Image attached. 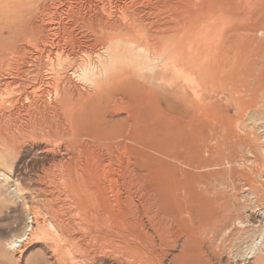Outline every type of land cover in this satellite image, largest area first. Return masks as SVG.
I'll use <instances>...</instances> for the list:
<instances>
[{
    "label": "rangeland",
    "instance_id": "obj_1",
    "mask_svg": "<svg viewBox=\"0 0 264 264\" xmlns=\"http://www.w3.org/2000/svg\"><path fill=\"white\" fill-rule=\"evenodd\" d=\"M16 8L23 17L11 13ZM16 23L37 24L45 37L51 33L60 40L71 59L54 65V77L82 89L97 84L74 74L73 65L82 63L80 68L93 74V80L106 79L102 67L112 61L108 33L122 31L119 62L136 73L117 93L131 97V106L110 114L115 119L128 114L135 127L117 131L106 149L89 137L77 142L74 137L49 140L28 134L16 146L0 139V264H143L130 247L142 248L144 234L157 244L153 264H264V0H0V32L7 37ZM195 26L204 30L202 36L191 34ZM135 31L144 33L142 38ZM166 32L181 39L180 54L153 57L149 47L158 45ZM35 43L17 41L18 48L28 50L13 46L8 60L0 61V68L10 64L11 69L20 67L31 74L0 97L7 111L28 108L31 118L38 119L56 97L27 99L26 87L44 86L36 70L39 66L44 71L46 59L43 64L27 63L32 53L33 59L37 56L32 52ZM182 52L204 56V80L183 64ZM2 112L0 108V119ZM43 146L49 147L47 153ZM92 147L99 154L95 164L87 160ZM54 155L63 158L53 159ZM135 160L144 173L149 171L139 185L131 172ZM177 168L186 171L181 180L186 202L178 197ZM83 187L99 188L100 198L108 201L116 200L117 191L123 201L127 190L134 191L140 219L133 229L137 236L125 240L120 235V221L111 218L117 206L103 207L91 218L82 209ZM35 212L45 220L41 228L33 223ZM102 217L107 222H101ZM165 234L168 240L160 247ZM23 237L26 246L18 248L21 243L16 241Z\"/></svg>",
    "mask_w": 264,
    "mask_h": 264
},
{
    "label": "bare ground",
    "instance_id": "obj_2",
    "mask_svg": "<svg viewBox=\"0 0 264 264\" xmlns=\"http://www.w3.org/2000/svg\"><path fill=\"white\" fill-rule=\"evenodd\" d=\"M22 0H17V3H21ZM250 1V0H249ZM245 2V1H244ZM66 7V6H65ZM69 7V6H68ZM44 11V10H43ZM202 11V10H201ZM211 11V8H210ZM214 11V10H213ZM228 12V11H227ZM11 13L13 15L23 17L24 15L22 13H18L17 8L15 10H11ZM204 13V11H203ZM43 14V13H42ZM212 14V12H211ZM203 16V15H202ZM40 17V16H39ZM67 17V16H66ZM69 17V16H68ZM209 17V16H208ZM213 17V16H212ZM41 18V17H40ZM54 18V17H53ZM204 18V17H203ZM215 18V17H214ZM213 18V19H214ZM218 18V17H216ZM215 18V19H216ZM5 19V18H4ZM60 19V18H59ZM207 19V18H206ZM209 19V18H208ZM46 20V19H45ZM192 20V19H191ZM140 21V20H139ZM193 21V20H192ZM203 21V20H202ZM46 22V21H45ZM215 22V21H213ZM218 22V21H217ZM121 23V22H120ZM138 23V22H137ZM205 23V22H204ZM47 24V23H46ZM6 25V24H5ZM48 25V24H47ZM52 25V24H51ZM51 25H48L49 31H53V28ZM56 23L54 22V28L56 27ZM169 26V25H168ZM175 26V25H174ZM183 26V25H182ZM201 26V25H200ZM203 26V25H202ZM220 26V23H219ZM14 29V32L12 34L4 35L3 31L0 32V61L2 63L7 59L8 55L11 53L10 49L15 46L17 50H20L22 52L28 50L27 47L24 48H18L17 41L23 40L24 42L26 40L35 41L36 45L33 47V51L37 53L36 60L33 59V53L31 54L29 61L27 63L32 64L33 61L42 62V60H45L46 63L43 64V67L45 68L44 71L41 69L36 70V78L38 80V77L42 80L41 83H43V88L39 85H35L31 87L30 89H27L26 95L28 96L27 99H36L37 97H56V102L53 103V106H51V109L42 114V116L38 119L31 118L30 114L28 112V108H24L23 112L21 109H18L17 111H7L6 108H3V105L5 103L4 98L0 97V108L3 110L2 116L0 119V139L5 143H8V145L16 146L19 144L21 138L23 136H26L29 134V136L32 137V135H40L45 138H64V137H74L76 138L77 142H82L84 138L89 137L93 139L96 142V145L103 146L104 148L107 146H110L111 143L114 141L116 137V132L120 131L121 133L126 132L129 130V128L132 126L135 127V121L129 115L127 114V117L125 118H119L115 119L112 114L113 111L122 112L127 107L131 106L130 101L131 97H123L121 95H118L120 90L125 87L126 83H128V79L132 78L134 74L136 73V70H129L127 67H123L121 65V56L119 55V46L121 43L124 42V34L122 31L118 30H112L108 33V39L110 43L106 46L108 49L109 57L112 59L111 64L109 66H103L102 69H104L105 78L104 80L96 81L91 78L90 72H88L86 69L82 70L81 65L82 63H75L72 67V71L74 74H78V76L82 79L88 80L91 84H97L96 88H86L82 89L81 86L73 85L71 84H63L61 80L54 77V65L63 64V61H68L71 59V57L67 54H65L64 47L61 46V43L59 41H55V39L50 37V34L48 37H45V31L44 28L41 26H38L37 24L31 23V24H24V23H16L14 26H12ZM170 27V26H169ZM225 27V26H224ZM4 28V27H3ZM163 28V27H162ZM175 28V27H174ZM210 28V27H209ZM2 29V28H1ZM12 29V28H11ZM10 29V30H11ZM158 29V28H157ZM196 26L190 28L191 34H199L202 36L203 31H199L196 29ZM212 29V28H211ZM60 30V29H59ZM164 30V29H162ZM161 30V31H162ZM175 30V29H174ZM48 31V29H47ZM158 31V30H157ZM223 31V30H222ZM234 31V30H233ZM136 32V31H135ZM139 32V31H138ZM136 32V33H138ZM171 32V31H170ZM206 32V30H205ZM232 32V31H231ZM236 32V30H235ZM146 33V32H145ZM222 33V32H221ZM141 37L143 34L138 33ZM237 34V33H236ZM246 34V33H245ZM250 34V33H249ZM62 35V34H61ZM81 35V34H80ZM145 36V35H144ZM182 36V34H181ZM193 36V35H192ZM179 37V36H178ZM189 37V36H188ZM187 37V38H188ZM204 37V36H203ZM236 37V36H235ZM238 37V36H237ZM61 38V37H60ZM75 38V37H74ZM142 38V37H141ZM192 38V37H190ZM214 38V37H213ZM65 39V38H64ZM200 39V38H196ZM220 39V38H219ZM235 39V38H233ZM240 39V38H239ZM249 39V38H247ZM103 40V39H102ZM194 40V42H196ZM145 41V40H144ZM218 41V39H217ZM156 42V40H155ZM181 39H176L172 36V34L166 32L164 35L159 37V42L157 44H152L149 48L153 50V57H160V55H167L168 58L174 57L177 54H180L181 52ZM191 42V40H190ZM189 42V44H191ZM201 42V41H200ZM234 42V41H233ZM238 42V41H236ZM28 43V42H27ZM26 43V44H27ZM63 43V42H62ZM193 43V42H192ZM210 43V41H209ZM82 44V43H81ZM187 44V43H185ZM202 44V43H200ZM234 44V43H233ZM22 45V44H21ZM31 45V44H30ZM80 45V44H78ZM192 45V44H191ZM20 46V45H19ZM81 46V45H80ZM215 46V45H214ZM66 47V46H65ZM87 47V45H86ZM89 47V46H88ZM185 47V46H184ZM196 47V46H195ZM235 47V46H234ZM233 47V48H234ZM238 47V45H237ZM104 48V47H103ZM204 48V47H203ZM249 48V47H248ZM98 49V48H97ZM96 49V50H97ZM188 49V48H187ZM210 49V48H208ZM207 49V51H208ZM13 50V49H12ZM11 50V51H12ZM100 50V49H98ZM102 50V49H101ZM185 50V49H184ZM204 50V49H203ZM68 51V50H67ZM66 51V52H67ZM77 51V50H76ZM85 51V50H84ZM89 51V49H88ZM183 51V50H182ZM211 51V50H210ZM74 52V51H73ZM204 52V51H203ZM213 52V51H212ZM29 53V52H28ZM31 53V52H30ZM183 55L179 56L180 59L183 61L184 65H190L192 67L193 73L195 76H197L201 81L204 80L203 78V70H204V56H200L197 54H189L188 52H182ZM202 53V51H201ZM205 53V52H204ZM203 53V54H204ZM72 54V53H71ZM83 53H81L82 55ZM97 54V53H96ZM208 54V53H207ZM36 55V54H35ZM90 55V54H89ZM100 55V54H99ZM27 56V55H26ZM94 56V55H93ZM104 56V55H103ZM108 56V55H107ZM211 56V55H210ZM18 57V56H17ZM215 57V56H214ZM105 58V57H103ZM63 59V61L61 60ZM73 59V58H72ZM209 59V58H208ZM232 59V58H231ZM230 59V60H231ZM238 59V58H237ZM248 59V58H247ZM250 59V58H249ZM8 60V59H7ZM85 60V59H84ZM133 60V59H132ZM214 60V59H213ZM240 60V58H239ZM83 61V59H82ZM121 61V63L119 62ZM229 61V60H228ZM99 62V61H98ZM109 62V61H108ZM176 62V60H175ZM214 62V61H213ZM216 62V61H215ZM214 62V66L216 65ZM18 63V62H17ZM37 63V62H36ZM35 63V64H36ZM92 63V62H91ZM110 63V62H109ZM147 63V62H146ZM174 63V62H173ZM208 63V61H207ZM212 63V62H211ZM148 64V63H147ZM225 64V63H224ZM227 64V63H226ZM86 65V64H85ZM137 65V64H136ZM207 65V64H206ZM244 65V64H243ZM2 66L0 68V96L5 92L6 90L13 87V85L16 84V82L21 81L22 79H25V76L31 75L30 73H27V71L21 69L20 67H16V69H11L10 64ZM138 66V65H137ZM153 66V65H152ZM160 66V65H159ZM208 66V65H207ZM24 67V66H23ZM81 67V68H80ZM140 67V66H139ZM150 67V66H149ZM148 67V68H149ZM154 67V66H153ZM28 68V67H27ZM34 68V67H33ZM88 68V67H87ZM157 68V67H156ZM163 68V67H162ZM174 68V67H173ZM210 68V67H209ZM215 68V67H214ZM233 68V67H232ZM26 69V68H25ZM43 69V68H42ZM61 69V68H60ZM183 69V67H182ZM185 69V68H184ZM216 69V68H215ZM67 70V69H66ZM157 70V69H156ZM155 70V72H156ZM175 70V68H174ZM173 70V71H174ZM180 70V69H179ZM223 70V69H222ZM248 70V69H247ZM32 71V70H31ZM91 71V70H90ZM178 71V70H177ZM211 71V70H210ZM220 71V70H219ZM224 71V70H223ZM229 71V70H227ZM35 72V71H34ZM44 72V73H43ZM176 72V71H175ZM183 72V71H181ZM186 72V70H185ZM191 72V71H190ZM239 72V71H238ZM102 73V71H101ZM171 73H173L171 71ZM170 73V74H171ZM215 73V72H214ZM58 74V73H57ZM182 74V73H181ZM206 74V73H205ZM211 74V73H210ZM220 75V72H218ZM72 75V73H71ZM146 75V74H145ZM176 75V74H175ZM213 75V74H212ZM193 76V75H192ZM194 76V77H195ZM206 76V75H205ZM222 76V75H220ZM242 76V75H240ZM67 77V76H65ZM187 77H191L190 73L187 74ZM209 77V76H208ZM248 77V76H247ZM35 78V79H36ZM164 78V76H163ZM207 78V77H206ZM31 79V78H30ZM79 79V78H78ZM152 80H156V78L151 77ZM162 79V78H161ZM185 79V76H184ZM195 80L196 78H190V80ZM217 79V78H216ZM26 80V79H25ZM146 80V79H145ZM187 80V79H186ZM189 80V79H188ZM189 80V81H190ZM206 80V79H205ZM209 80V79H208ZM215 80V78H214ZM64 81V80H62ZM83 81V80H82ZM141 81V80H140ZM148 81V80H147ZM185 81V80H184ZM197 81V80H195ZM194 81V83H195ZM69 83V81L67 80ZM174 82V81H173ZM187 82V81H186ZM193 82V81H192ZM211 82V81H209ZM131 83V82H130ZM189 83V82H188ZM198 83V82H197ZM200 83V81H199ZM214 83V82H213ZM234 83V82H233ZM135 84V83H134ZM133 84V85H134ZM143 84V83H142ZM154 84V82H153ZM181 84V83H180ZM32 85V83H31ZM90 85V84H89ZM218 86V83L216 84ZM19 86V85H18ZM92 86V85H91ZM137 86V85H136ZM199 86V85H198ZM210 86V85H209ZM15 87V86H14ZM202 87V86H201ZM207 87V86H205ZM131 88V87H130ZM182 88V87H181ZM187 88V86H186ZM194 88V87H193ZM219 88V87H218ZM133 89V88H132ZM197 89V88H196ZM214 89V87H213ZM143 90V89H142ZM193 90V89H192ZM23 91V89L21 90ZM131 91V90H130ZM141 91V90H140ZM189 90H187L188 92ZM191 91V90H190ZM203 91V89H202ZM205 91V90H204ZM210 91V89H209ZM216 91V90H215ZM62 93L59 97L58 94ZM195 92V91H193ZM200 92V91H199ZM207 92V89H206ZM118 93V94H117ZM204 93V92H203ZM198 94V93H197ZM200 94V93H199ZM130 95V94H129ZM174 95V93H173ZM196 95V94H194ZM201 95V94H200ZM58 97V98H57ZM176 97V96H175ZM179 97V96H178ZM177 97V98H178ZM189 97V96H188ZM192 97V96H190ZM202 97V96H201ZM182 98V97H181ZM208 98V97H207ZM210 98V97H209ZM51 99V98H50ZM197 99V98H196ZM202 99V98H201ZM212 99V98H211ZM38 100V99H37ZM133 100V99H132ZM187 100V99H186ZM185 100V101H186ZM203 100V99H202ZM206 100V99H205ZM173 101V100H172ZM184 101V100H183ZM11 102H15L11 100ZM28 102V101H27ZM49 102V101H48ZM140 102V101H139ZM177 102V101H176ZM145 103V102H144ZM182 103V102H181ZM197 103V102H196ZM201 103V101H200ZM204 103V102H202ZM39 104V103H38ZM42 104V103H41ZM17 105V104H16ZM21 105V104H20ZM36 105V104H35ZM134 105V104H133ZM142 105V104H141ZM170 105V104H169ZM198 105V104H197ZM31 106V105H30ZM163 106V105H162ZM137 107V106H136ZM188 107V106H187ZM195 107V106H194ZM132 108V107H131ZM158 108V107H157ZM16 109V108H15ZM133 109V108H132ZM194 109V108H193ZM192 109V110H193ZM129 110V109H128ZM200 110V107L199 109ZM195 109V111H197ZM191 111V110H190ZM205 111V110H204ZM208 111V110H207ZM8 112V113H7ZM111 112V114H110ZM138 112V111H137ZM199 112V111H198ZM202 112V111H201ZM200 112V113H201ZM133 113V112H132ZM194 113V111H193ZM135 114V112H134ZM192 114V113H191ZM195 114H197L195 112ZM208 114V113H207ZM137 115V114H136ZM199 115V114H198ZM140 116V115H139ZM191 116V115H190ZM204 116V115H203ZM201 117V116H200ZM210 117V116H209ZM208 117V118H209ZM228 117V116H227ZM174 118V117H173ZM229 119V118H228ZM216 120V119H215ZM220 121V120H219ZM192 122V121H191ZM198 122V120H197ZM207 122V121H206ZM137 123V122H136ZM179 123V122H178ZM209 123V121H208ZM211 123V122H210ZM138 124V123H137ZM215 127V126H214ZM212 128V127H211ZM190 129V128H189ZM213 129V128H212ZM191 131V129H190ZM191 135V134H190ZM123 136V135H122ZM128 136V135H127ZM214 136V135H213ZM212 136V137H213ZM119 138V137H117ZM127 139V138H125ZM53 140V139H52ZM68 140V139H67ZM128 140V139H127ZM63 142V141H62ZM204 142V141H203ZM44 143V142H43ZM138 137L136 136V149H138L139 145ZM192 143V142H191ZM190 143V144H191ZM63 144V143H62ZM83 145V143H81ZM91 144V143H90ZM188 144V143H187ZM48 145V144H47ZM67 145V144H66ZM45 146V145H44ZM43 151L47 153L49 151V147H44ZM49 146V145H48ZM42 148V147H41ZM53 148V147H52ZM67 148V147H66ZM93 148V147H92ZM110 148V147H109ZM121 148V147H120ZM184 148V147H183ZM83 149V148H82ZM94 149V150H93ZM91 149L87 153V160L97 163V155L98 152H95V148ZM102 149V148H101ZM106 149V148H105ZM119 149V148H118ZM123 149V148H122ZM191 149V147H190ZM133 150V149H132ZM135 150V149H134ZM175 150V149H174ZM194 150V149H193ZM42 151V152H43ZM69 151V150H68ZM98 151V150H97ZM122 151V150H121ZM129 151V150H127ZM192 151V150H191ZM55 152V151H54ZM74 152V151H73ZM72 152V153H73ZM102 152V151H101ZM136 152V151H135ZM157 152V151H155ZM109 153V152H108ZM123 153V151H122ZM130 153V152H129ZM142 153V152H141ZM206 153V152H205ZM104 154V153H102ZM106 154V152H105ZM59 155V154H58ZM73 155V154H72ZM71 155V156H72ZM99 155V154H98ZM191 155V154H190ZM159 156V155H158ZM53 159L55 158H63V156H52ZM109 157V156H108ZM101 158V157H100ZM106 158V157H105ZM189 158V157H188ZM121 159V158H120ZM134 159V158H133ZM187 159V158H186ZM190 159V158H189ZM198 159V158H197ZM64 161V160H63ZM99 161V160H98ZM184 161V160H183ZM55 162V161H54ZM116 162V161H115ZM128 162V161H127ZM194 163V162H193ZM66 164V163H64ZM188 164V163H187ZM204 164V163H203ZM120 165V163H119ZM191 165V164H190ZM81 166V165H80ZM117 166V165H116ZM187 166V165H186ZM208 166V165H207ZM124 167V166H123ZM178 167V166H176ZM188 167V166H187ZM194 168V167H193ZM170 169V168H169ZM204 169V168H203ZM119 171V170H118ZM114 172V171H113ZM132 174H133V182L134 184H140V181L144 178L149 177V171L143 172V169H141L139 163L137 160L134 161L133 167H132ZM63 173V172H62ZM120 173V171H119ZM83 174V172H82ZM127 174V173H126ZM49 175V174H48ZM73 175V174H72ZM158 175V174H157ZM156 175V176H157ZM175 175L178 179L179 188V198L180 201L186 202L185 197L182 196V193L184 191V184H181L182 178L185 177L186 171L184 168H177L175 169ZM204 175V174H203ZM131 176V175H130ZM105 177V176H104ZM46 179V178H45ZM81 179V177H80ZM129 179V178H128ZM202 179V178H201ZM105 180V179H104ZM118 180V179H117ZM107 181H109L107 179ZM121 181V180H120ZM119 181V182H120ZM149 181V180H148ZM184 182V181H183ZM38 183V182H37ZM110 183V182H109ZM202 183V182H200ZM41 184V183H39ZM64 184V183H63ZM105 184V183H104ZM131 184V182H130ZM138 184V185H139ZM99 185V184H98ZM97 185V186H98ZM123 185V184H121ZM200 185V184H199ZM71 186V185H70ZM118 186V185H117ZM162 186V185H161ZM203 186V185H202ZM44 187V186H43ZM95 187V186H94ZM142 187V186H141ZM160 187V186H159ZM164 187V186H163ZM173 188V187H172ZM119 189V188H117ZM127 189V188H126ZM123 190V189H122ZM137 190V189H136ZM167 190V189H165ZM249 190V188H248ZM85 193V200L84 204L82 205V209L90 215L91 218L98 215V211L106 206H109L110 208L117 206L119 207V210L111 217L113 220L120 221L121 228H119L120 235L124 237L125 240H128L131 236L136 237V233L134 232L136 227L139 225L140 219H138V204L134 200V191L127 190L126 197L123 201V199H120L118 197V191L116 192V200L115 201H107L103 198H100V192H102L99 188H88L83 187L82 188V194ZM120 192V191H119ZM137 192V191H136ZM192 192V191H191ZM200 193V192H199ZM115 194V192H114ZM156 194V193H155ZM46 195V194H45ZM78 195V194H77ZM143 195V194H142ZM153 195V194H152ZM159 195V194H158ZM178 195V194H177ZM184 195V194H183ZM137 196V195H136ZM168 196V195H166ZM45 197V196H44ZM58 197V196H57ZM144 198V197H143ZM140 199V198H139ZM145 200V199H144ZM179 201V200H178ZM62 203V202H61ZM144 203V202H143ZM179 204V203H178ZM179 206V205H178ZM54 207V206H53ZM116 207V208H117ZM183 207V206H182ZM57 208V207H56ZM81 208V207H79ZM141 209V208H140ZM142 211V210H141ZM182 212V210H180ZM200 211V209H199ZM36 213V212H35ZM153 213V212H152ZM39 214L36 213L33 216V223H35L36 227L37 225L41 228L45 224V220L39 218ZM162 215V214H161ZM186 215V214H185ZM201 215V214H200ZM264 215V214H263ZM65 216V215H64ZM56 217V216H55ZM183 217V216H182ZM175 218V217H174ZM177 218V217H176ZM175 218V219H176ZM106 217H102L100 219L101 222H107ZM161 220V219H160ZM182 220V219H181ZM144 221V220H143ZM177 221V219H176ZM148 223V222H147ZM164 223V222H163ZM170 223V222H169ZM29 224V223H28ZM175 224V221H174ZM95 225V224H94ZM161 225V224H160ZM166 225V224H165ZM242 225H245L242 223ZM97 226V225H96ZM159 226V225H158ZM33 227V226H32ZM35 227V228H36ZM107 227V226H106ZM39 228V229H40ZM100 228V227H99ZM43 229V228H42ZM264 229V228H263ZM191 230V229H190ZM34 231V230H33ZM149 232V231H148ZM115 233V232H113ZM264 233V231H263ZM108 234V233H107ZM111 234V233H110ZM39 235V234H38ZM157 235V234H156ZM190 235V234H189ZM199 235V234H198ZM262 235V233H261ZM144 239V246L142 248H138L136 246L130 247V251L133 257H135L137 260L142 262L143 264H153L154 258L158 254L157 250V244L152 242V238L149 239L150 236L147 234L143 235ZM162 236V239L160 240L159 246L166 245V242L168 240V236L165 234ZM106 237V236H105ZM139 237V236H138ZM190 237V236H189ZM121 239V238H120ZM115 240V239H114ZM124 240V241H125ZM119 241V240H118ZM123 241V240H122ZM263 241V240H262ZM17 243H21L20 246L17 247H25V238L23 237L21 240H17ZM164 242V244L162 243ZM118 243V242H117ZM140 243V242H139ZM15 245L16 243L13 242ZM190 248V247H189ZM22 249V248H21ZM192 249V248H191ZM187 254V253H186ZM116 256V255H115ZM118 256V255H117ZM124 258V257H123ZM119 259V258H118ZM131 259V258H130ZM75 260V259H74ZM128 260V259H127ZM131 261V260H130ZM153 261V263H152ZM156 261V259H155ZM197 261V259H196ZM80 263V262H79ZM189 263V262H188Z\"/></svg>",
    "mask_w": 264,
    "mask_h": 264
}]
</instances>
